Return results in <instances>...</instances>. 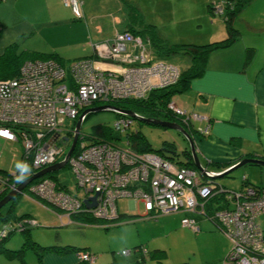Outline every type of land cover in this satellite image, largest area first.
<instances>
[{
	"label": "built area",
	"instance_id": "built-area-1",
	"mask_svg": "<svg viewBox=\"0 0 264 264\" xmlns=\"http://www.w3.org/2000/svg\"><path fill=\"white\" fill-rule=\"evenodd\" d=\"M63 3L81 17L78 0H63ZM110 40L92 43L93 58L75 59L70 63L68 73L54 60L37 59L26 61L18 76L0 80V138L21 142L23 154L20 164L28 168L23 173L25 178L57 162L58 156L64 152L63 145L68 144L69 150L75 124L85 109L96 103L109 104L116 98H144L151 90L177 81L176 68L147 56L148 50L139 36L123 31L116 32ZM128 44L136 45L140 53L131 54L127 50ZM127 61L135 63L127 64ZM107 62L126 63V66L120 70L107 68L104 66ZM67 78L68 83H62ZM173 103L168 106L184 115L185 121L207 120L196 112L186 114ZM67 119L71 121L67 123ZM131 123V117L120 116L113 127L119 132ZM72 125L73 136L69 138ZM197 129L206 135L209 125L198 126ZM80 133L74 154L69 156L67 163L76 177V190H83L82 196L69 191L63 184L65 190L58 191L53 178L46 176L40 177L44 179L39 182L40 178L36 179V184L33 183L35 185L30 189L56 209L61 207L68 223L74 222L71 220L74 212L112 221L118 217L116 201L120 198L133 200L134 207L137 201H141L146 213L182 209L202 215L205 200L214 192H224L221 185L207 182L210 180L204 182L200 177L203 173L197 169L174 167L169 160H161L156 154L138 153L126 147L112 150L113 142L111 145L106 142L87 144L79 141L83 137L82 134L79 136ZM123 165L130 168L122 171ZM21 174V169L5 174L0 171V190L10 186L15 190V182H21L17 180ZM225 197L230 200L231 207L219 209L216 216L232 247L222 264H264V233L256 220L264 213V189L256 191L247 187L238 193L229 192ZM87 200L95 202L96 209L88 207ZM186 217L181 219V224L197 230L195 219ZM28 222L37 225L33 219ZM12 226L8 225L9 228ZM4 230L0 235L6 233L7 229ZM141 248L145 253L146 249ZM121 253L128 254V251ZM78 255L80 260L91 262L95 258L88 252Z\"/></svg>",
	"mask_w": 264,
	"mask_h": 264
},
{
	"label": "rangeland",
	"instance_id": "rangeland-1",
	"mask_svg": "<svg viewBox=\"0 0 264 264\" xmlns=\"http://www.w3.org/2000/svg\"><path fill=\"white\" fill-rule=\"evenodd\" d=\"M47 1L51 3L48 4ZM78 1L82 13L80 18L72 12L69 6L64 5L63 0H0V53L4 52L9 44H12L15 47V53L18 55L22 52L26 53L28 50L43 52L54 50L62 54L74 52L79 54L82 51H88L89 45L93 42L112 39L116 34V30L123 28L125 24H130L128 16L130 13L136 18V21H134L135 28H141L144 24H154L172 44H204L207 43L204 41L208 40L210 32L213 33L222 29L225 33L224 15L221 12L222 10L219 11V9L224 8L226 0H132L130 2L132 7L126 5L125 10L122 6L120 8L116 0ZM209 4L215 6L216 11L214 13L209 10ZM66 19H68V22ZM246 23L254 27L255 31ZM234 25L241 32L239 41L244 39H248V41L257 40V38L264 39V0H253V2L248 4L241 11ZM98 44L100 45V43ZM134 47L138 49L134 45L132 50H134ZM146 53L147 56H150V51ZM115 58L117 59V57ZM153 59L157 60L158 58L155 56ZM164 60L178 71L177 81L181 71L190 64L189 57L183 54H173ZM130 62L127 61L126 63L130 64ZM135 62H138V60ZM135 62H131V64ZM64 68L69 71L67 64L64 65ZM173 97L171 103L174 102ZM123 99L134 100L143 98H135L133 96L116 98L113 101ZM168 105V110L171 111L175 118L180 119L182 123L176 120L171 122L179 124L186 132L187 130L183 126L184 122L187 127H192L189 122H192V124L194 122L195 128L199 126V120L185 121L186 117L184 115L176 112ZM185 113L188 114L189 112L185 111ZM115 120L116 114L113 111L92 112L82 123L81 131L90 134L93 132L94 126L105 125V130L111 131L113 138L101 142L108 144L113 142V144L111 143L113 146L112 150L119 147L130 149L131 147L126 144V132L119 134L114 130ZM70 121V119H67L66 122L69 123ZM129 129L140 130L154 150L161 149L164 142L174 143L178 153L184 147L189 148L188 142L174 129L163 128L137 119L132 120L131 125L128 127ZM197 133L195 134L197 135ZM191 138L194 141V137ZM63 148L64 152L58 156L57 162L65 157L68 144L63 145ZM131 150L135 151L132 148ZM22 154L23 147L20 141L0 139L1 173L17 172L19 169L17 165L21 163ZM72 154H74V151ZM157 157L161 160H169L174 167H181L175 163L178 162L177 158L178 160L183 159L182 156L169 159L162 153H159ZM129 168L123 165L121 170L127 171ZM52 173L57 176V180L54 178L52 180L55 181L54 185L58 191L65 190V187H63L65 185L71 192H76L78 196H82L83 190H76V177L68 163ZM245 176H249L250 183H261L264 185V167L257 165L239 167L229 172L226 176L216 178L215 181L218 185L224 186L226 191L238 193L247 188L245 185L242 186V179ZM42 179L44 178H40L37 182ZM22 182H15V184L18 186ZM33 183H28L21 191L17 192L19 195L16 196L15 200H10L0 207L1 212L4 213L14 201L13 211L15 215L26 213L37 222V225L30 229V237L33 240L41 245L70 244L81 248L84 247L88 253L93 254L95 257L93 262L78 258L79 261H84L86 264H108L112 260H115L117 264H159L156 258H152L151 254H146V252L144 262L138 260L142 256V252L135 249L138 246H142L148 251H152L154 248L164 249L166 256L161 260L163 261L162 264H178L181 262H186L187 264H222L232 247V243L228 240L226 234L206 217H202L198 221V229L193 230L181 224L183 216L189 217L192 215L188 211L178 209L168 213H145L144 205L141 201H137L134 207L133 200L129 201L127 198L118 199L116 206L118 214L125 213L130 215L122 218L117 217L112 221L97 219V223H87L85 225L76 223L80 222V220L72 217L71 220L74 222L68 223L67 217L62 213L63 210L60 208L56 209L52 204L30 191L31 186L36 184ZM12 190L11 186L2 188L0 196L3 198ZM15 191H17V188ZM214 193L217 195L219 192ZM198 196L196 195V197ZM209 198L205 200V205L211 200ZM198 200L201 201L200 198ZM214 202L215 205L222 204L221 200L217 201V199H214ZM87 204L92 205L93 202L87 200ZM92 207L96 209L94 205ZM260 220L262 221V219ZM257 222L259 223L260 221L257 220ZM13 224L11 223V225ZM2 226L3 222L0 219V232H5ZM212 228L216 229L215 231L219 232L223 238L218 236ZM23 238V234L16 231L8 238L6 246L17 250L21 247ZM224 239L231 245L223 257H220L223 246H225ZM123 250L128 251V254H122L121 251ZM75 255L79 257L78 254ZM23 256L26 264H38L37 256L31 248H26ZM219 258L221 259L218 260ZM0 264L20 263L17 259L9 260L4 255H0Z\"/></svg>",
	"mask_w": 264,
	"mask_h": 264
},
{
	"label": "trees",
	"instance_id": "trees-1",
	"mask_svg": "<svg viewBox=\"0 0 264 264\" xmlns=\"http://www.w3.org/2000/svg\"><path fill=\"white\" fill-rule=\"evenodd\" d=\"M122 8L125 10L126 5H129L132 7L130 2L132 0H118ZM253 0H226L224 8L221 9L223 15H224V28H225V36L220 40H214L210 41L204 44H192V43H180V44H172L167 40L160 32V30L154 25V24H144L141 28H135L134 21H136V18H134V15L132 13L128 14L130 24H127V27L124 31L132 33L134 36H139L141 40L143 41V45H146V48L148 51H150L151 57L156 56L158 58L157 60L165 61L164 59L170 55L173 54H183L187 55L190 59V64L186 68H184L181 73L180 77L176 84L170 85L168 87L164 88H158L150 91L143 99H123V100H116V101H110L108 105L115 106L122 110H130L139 115V117L143 118H156L161 120H176L180 123L181 120L178 118H175L174 115L171 113L170 110H168L167 105L172 102V97L177 94L183 92L186 88L189 82L196 77H199L203 74L205 70V64L207 61V58L210 53H212L215 50L225 49L230 46H232L238 38L241 36V32L235 27L234 23L241 13V11ZM137 5V4H136ZM135 5V8L137 9V6ZM209 10L211 13H214L216 11L215 6L209 4L208 5ZM218 11V9H217ZM76 19V18H74ZM141 23V21H140ZM1 32V29H0ZM123 32V31H121ZM14 46L12 44H9L5 51L0 53V80H7L10 78H14L18 76L19 72L21 71L22 66L26 61L30 60H47L51 59L56 62H58L61 66L64 67L65 64L70 65L72 61L75 59H81V58H93L94 56V49L92 47V55L81 57V58H75V59H66L63 57L62 54L58 53L57 51H49V52H43V51H37V50H28L26 53L22 52L15 53ZM130 52V49H127ZM138 52V50H137ZM245 57H244V63L248 64L250 60L253 58L255 54V48L253 46H247L244 50ZM66 70V69H65ZM66 73L68 71L66 70ZM62 83H68V78L64 79ZM99 106L94 105L92 107ZM90 108V107H89ZM86 110V109H85ZM84 111V110H83ZM81 111V112H83ZM80 112V113H81ZM91 114V113H89ZM89 114L86 115L85 120L88 118ZM120 116H125L124 114H117L116 113V119ZM132 120H136L137 118L131 117ZM140 120V119H137ZM144 122L143 120H140ZM189 124L192 127H187L184 122V127L187 130L190 137H194V134L196 132L202 134L199 129L195 128L192 122H189ZM157 125V124H153ZM159 126V125H158ZM105 125H96L93 127V132L90 134L83 133L81 130V134L83 135V138L81 141H85L87 144L91 143H97L105 140H110L113 138L111 131L105 130ZM162 127V126H161ZM166 128V127H163ZM73 129L74 126L72 125V128L70 132H68V137L71 138L73 136ZM128 128L124 129L121 132H126L127 141L126 144H128L132 149L135 150V152L138 153H152L159 155V153L163 154L169 159H175L176 157L182 156V160H178V162H175L179 164L180 166H185L189 168H196L194 166V163L192 161V155L190 153V149L188 147H184L179 153L176 150L175 144L172 142H164L163 147L161 149L154 150L148 139L145 137V135L140 130H128ZM179 133V132H178ZM180 134V133H179ZM181 135V134H180ZM183 137V136H182ZM183 139L187 142V140L183 137ZM80 141V140H79ZM112 143V142H111ZM130 148V149H131ZM248 156H255V155H248ZM250 158V157H249ZM215 166H221L222 164H218L213 162ZM226 167H229L227 165ZM224 167V168H226ZM227 175V174H226ZM224 175V176H226ZM46 176L52 177L57 180V176H55L52 172L47 174ZM204 182H211L214 184L216 183V179H213L211 177H208L204 174H201L200 176ZM25 178L24 180H26ZM37 180L31 181L30 183L36 182ZM218 185V184H217ZM246 187H252L256 191H261L264 189V186L261 184H253L250 183L249 179L245 176L242 179V186ZM224 192H219L217 195H213L209 199V203H206L204 207V211L202 215L199 217H206L208 218L218 229L222 231V227L219 224V221L217 219L216 213H218L219 208H229L231 207L230 200L226 198V191L225 187ZM68 189V188H67ZM69 190V189H68ZM70 191V190H69ZM234 192V191H233ZM230 191V193H233ZM219 194V195H218ZM19 194L17 193L11 200H15L16 196ZM2 196H0V199ZM214 199H217V201H222V204L215 205ZM14 201L12 204H10L9 208L2 213L0 210V219L3 222L2 228L7 229L6 233L4 235H0V255H4L5 258L9 260L17 259L20 264H26V261L24 259V253L26 248H31L35 255L37 256L38 264H41L42 256L45 253H56L59 255H66V254H79L80 252H87L86 248L84 247H78L70 244H51V245H41L35 240L30 237V229L34 225H30L28 221H30L32 216L29 214H21V215H15L14 211ZM222 209V208H221ZM145 210V208H144ZM260 216V215H259ZM73 219L80 220L82 223H91L95 224L98 222L96 218L86 216V215H79V214H72ZM119 218H122L123 216L118 214ZM13 219V220H10ZM34 220V219H33ZM196 221V225H198V220ZM18 222V223H17ZM11 223H14L12 227H8V225H11ZM20 223V226H19ZM36 226V225H35ZM199 227V226H198ZM19 231L23 234V242L21 244V247L17 250L10 249L6 246V242L8 238L13 234L14 232ZM32 239V240H31ZM136 251L139 250L142 252V257L145 256V253L143 252V248L136 247ZM150 253L152 258H156L159 262V264H162L163 261H161L165 256L166 252L164 249H155L152 251L146 250V254ZM79 264H86L84 261H79ZM109 264H117L115 261L109 263ZM178 264H187L186 262H181Z\"/></svg>",
	"mask_w": 264,
	"mask_h": 264
},
{
	"label": "crops",
	"instance_id": "crops-1",
	"mask_svg": "<svg viewBox=\"0 0 264 264\" xmlns=\"http://www.w3.org/2000/svg\"><path fill=\"white\" fill-rule=\"evenodd\" d=\"M116 1L118 2V0ZM47 3L51 2L47 1ZM66 21L68 22V19ZM72 21L74 22V20ZM246 25L255 31L254 27L248 23ZM126 27L127 24L116 32L124 31ZM209 35L208 40L204 42L221 39L225 33L219 29V31L210 32ZM239 40L238 38L228 48L210 53L203 74L193 78L183 92L177 93L173 97L178 108L187 113L196 112L207 119L200 121L199 127H205L208 124V134L205 136L195 134L194 145L201 164L213 172L223 171L228 168L227 165L231 166L245 157L264 159V39ZM133 46L128 44L127 49H130V53H134L133 55L139 54L136 47L132 50ZM247 46H253L255 54L250 62L245 64L244 50ZM62 55L66 59L91 56L92 43L89 45L88 51ZM104 66L120 70L126 66V63L119 65L107 62V65ZM213 162L222 165L218 167ZM120 215L124 217L130 214L121 213ZM189 217L198 221L201 219L196 214ZM257 220L260 221L264 233V214L258 216ZM212 230L216 229L212 228ZM215 232L223 238L219 232ZM224 245L220 257H223L231 243L226 240ZM155 249L161 248L152 250ZM144 259L145 257L142 256L138 258L143 262ZM113 261L115 260L111 262ZM41 264H79V260L75 254L45 253L42 256Z\"/></svg>",
	"mask_w": 264,
	"mask_h": 264
},
{
	"label": "water",
	"instance_id": "water-1",
	"mask_svg": "<svg viewBox=\"0 0 264 264\" xmlns=\"http://www.w3.org/2000/svg\"><path fill=\"white\" fill-rule=\"evenodd\" d=\"M104 110L113 111L115 114L116 113L117 114H124V115L130 116V117H135V118L143 120L144 122L149 123V124H157V125L162 126V127H166V128L176 130L187 140V142L189 144L190 153L192 155V161L194 163V166L199 171H201L204 175L211 177L213 179L223 177L224 175L228 174L229 172H231V171H233L239 167L245 166V165H257V166L264 167V159L245 157V158L240 159L237 163L229 166L227 169H225L223 171H219V172L210 171V170L206 169L201 164V162L199 161L197 150H196L195 145H194V141L189 136V134L179 124H177L175 122H171V121L156 119V118L154 119V118L139 117V115H137L133 111L122 110V109H119L115 106L105 104V105H99V106L90 107V108L86 109L82 113V115L78 118V120L75 124V134L73 136V140H72V143L70 145V149L67 151V153L65 154V157L62 161H59L53 165L45 167L36 173H33L30 177H28L26 180H24L21 184H19L17 186V190H22L31 181H33L37 178H40L49 172H53L55 170H58V169L64 167L67 163L69 156L71 155V153L75 147V144H76L77 139H78V134L81 130V125L84 122L86 115L89 113H92V112H99V111H104ZM16 194H17V191H15V190L10 191L5 197H3L0 200V207H2L7 202H9ZM93 201H95L94 198H93ZM87 205H88V207H91L92 205H95V202L92 205H89V204H87Z\"/></svg>",
	"mask_w": 264,
	"mask_h": 264
},
{
	"label": "clouds",
	"instance_id": "clouds-1",
	"mask_svg": "<svg viewBox=\"0 0 264 264\" xmlns=\"http://www.w3.org/2000/svg\"><path fill=\"white\" fill-rule=\"evenodd\" d=\"M81 16H82V14H81ZM78 18H80V17H78ZM17 167H18L19 169H21V172H22V174H21L20 176L17 177V180H18V181H22V180L25 178L24 175H23V173H25V171H28V168H27L26 165H23V164H18ZM195 169H197V168H195ZM197 170H198V169H197Z\"/></svg>",
	"mask_w": 264,
	"mask_h": 264
},
{
	"label": "bare ground",
	"instance_id": "bare-ground-1",
	"mask_svg": "<svg viewBox=\"0 0 264 264\" xmlns=\"http://www.w3.org/2000/svg\"><path fill=\"white\" fill-rule=\"evenodd\" d=\"M17 192H18V190H17ZM60 209H62V208L60 207ZM72 214H75V212H74V213H72ZM72 214H71V215H72Z\"/></svg>",
	"mask_w": 264,
	"mask_h": 264
},
{
	"label": "flooded vegetation",
	"instance_id": "flooded-vegetation-1",
	"mask_svg": "<svg viewBox=\"0 0 264 264\" xmlns=\"http://www.w3.org/2000/svg\"><path fill=\"white\" fill-rule=\"evenodd\" d=\"M196 148V147H195Z\"/></svg>",
	"mask_w": 264,
	"mask_h": 264
}]
</instances>
